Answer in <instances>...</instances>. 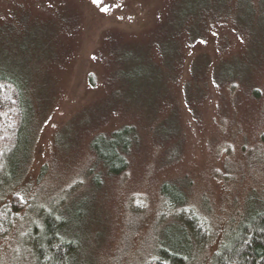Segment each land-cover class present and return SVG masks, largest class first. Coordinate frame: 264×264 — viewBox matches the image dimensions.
Wrapping results in <instances>:
<instances>
[{
	"label": "rangeland",
	"instance_id": "374dc122",
	"mask_svg": "<svg viewBox=\"0 0 264 264\" xmlns=\"http://www.w3.org/2000/svg\"><path fill=\"white\" fill-rule=\"evenodd\" d=\"M0 73L31 106L20 184L64 218L76 264L185 243L179 219L159 220L166 179L212 229L197 264L264 197V0H0ZM99 132L132 143L112 176ZM16 247L3 237L0 264Z\"/></svg>",
	"mask_w": 264,
	"mask_h": 264
},
{
	"label": "trees",
	"instance_id": "16d2710c",
	"mask_svg": "<svg viewBox=\"0 0 264 264\" xmlns=\"http://www.w3.org/2000/svg\"><path fill=\"white\" fill-rule=\"evenodd\" d=\"M30 112L26 88L0 73V241L14 232L15 253L23 258L11 264H76L78 242L67 235L64 218L56 213V207L37 201L35 193L26 192L28 189L20 184L23 178L27 182L31 179L25 171L32 144ZM101 135L92 136L97 152L91 149L102 163L118 161V166H103L105 174L112 176L126 168L132 143L123 138L118 145V139L108 138L105 142L109 147L103 148L97 139ZM171 180L161 183L160 192L166 201L159 220L169 216L179 219L185 243L161 236L142 264H197L211 237L208 221L188 201L187 193H169ZM204 259L199 264H264V197L259 198L257 209L243 214L230 233L220 234Z\"/></svg>",
	"mask_w": 264,
	"mask_h": 264
},
{
	"label": "snow or ice",
	"instance_id": "6c2138e0",
	"mask_svg": "<svg viewBox=\"0 0 264 264\" xmlns=\"http://www.w3.org/2000/svg\"><path fill=\"white\" fill-rule=\"evenodd\" d=\"M93 2H94V3H97V2H98V0H93Z\"/></svg>",
	"mask_w": 264,
	"mask_h": 264
}]
</instances>
